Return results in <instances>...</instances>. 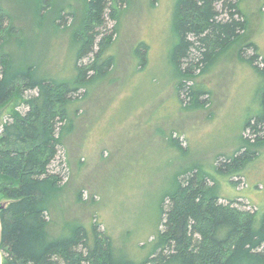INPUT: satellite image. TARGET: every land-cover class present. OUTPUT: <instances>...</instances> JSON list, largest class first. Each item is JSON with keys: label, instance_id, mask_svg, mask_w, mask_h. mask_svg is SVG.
I'll list each match as a JSON object with an SVG mask.
<instances>
[{"label": "rangeland", "instance_id": "374dc122", "mask_svg": "<svg viewBox=\"0 0 264 264\" xmlns=\"http://www.w3.org/2000/svg\"><path fill=\"white\" fill-rule=\"evenodd\" d=\"M177 2L104 0V25L96 28V41L111 36L107 56H114V64L89 86L88 94L81 89L76 95L80 103L71 111L73 127L51 164L63 178L52 209L55 229L66 221L96 222L111 236L115 253L131 259L149 254L163 228L162 199L187 171L207 175L209 186L218 184L221 202L236 199V206L264 213V141L255 143L251 130H244L248 119L261 111L264 77L239 57L249 40L264 56V0H238L247 20L245 32L185 78L187 88L203 85L211 91L196 109H187L189 96L178 92ZM218 6L222 10L220 2ZM0 9L12 31L4 35L3 47L11 65L31 66L41 77H72L79 45L86 41L85 24H99L86 0H0ZM142 43L147 48L140 46L138 54ZM94 53L80 62L88 63ZM252 53L246 48L243 55ZM34 93L28 89L24 97ZM26 110L23 97L16 94L0 107V124ZM249 147L254 157L243 170L233 175L217 170V164Z\"/></svg>", "mask_w": 264, "mask_h": 264}, {"label": "trees", "instance_id": "16d2710c", "mask_svg": "<svg viewBox=\"0 0 264 264\" xmlns=\"http://www.w3.org/2000/svg\"><path fill=\"white\" fill-rule=\"evenodd\" d=\"M237 1L177 2L179 40L174 49V65L181 76L178 92L185 91L190 99L187 109L204 106L202 97L211 91L203 85L187 88L185 78H192L196 67L207 65L227 50L247 28ZM86 2L88 12L99 24H85L86 41L79 45L72 77H41L31 66H12L10 55L3 51L6 36L12 31L10 24L3 23L5 15L0 12V107L16 94L23 97L27 107L24 113L15 112L0 124L3 264H264V213L236 206V199L221 202L218 184L209 186L207 175L196 170L180 175L175 188L162 199L163 228L157 232L149 254L141 260L115 253L111 236L96 222L87 226L66 221L59 231L55 229L52 209L63 189V178L51 164L73 127L71 111L80 103L76 95L81 89L88 94L89 86L104 77L114 64V56H107L111 36L96 41V28L104 25L100 17L104 0ZM224 12L227 18H222ZM96 43L98 50L94 53ZM140 46L147 48L142 43L138 54ZM246 48L252 49V55H243ZM258 51L256 43L249 40L241 46L239 57L264 77V56ZM90 53L94 55L89 62L81 63ZM28 89L35 93L24 97ZM248 129L255 135V143L264 141V90L261 111L248 119L244 130ZM245 150L228 162L217 164V170L232 175L243 170L254 157L251 147Z\"/></svg>", "mask_w": 264, "mask_h": 264}]
</instances>
